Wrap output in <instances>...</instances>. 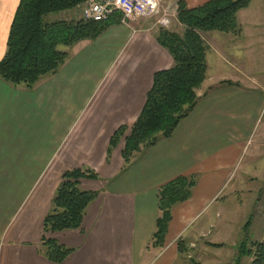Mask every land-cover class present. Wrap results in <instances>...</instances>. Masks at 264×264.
Masks as SVG:
<instances>
[{"label": "crops", "instance_id": "0c3cea01", "mask_svg": "<svg viewBox=\"0 0 264 264\" xmlns=\"http://www.w3.org/2000/svg\"><path fill=\"white\" fill-rule=\"evenodd\" d=\"M19 1L0 0V60ZM178 1L194 9L211 0H161L174 9ZM258 10L264 0H250L236 14L239 32L216 35L223 47L211 69L206 56L195 108L170 138L135 154L127 167L124 141L108 155L109 140L135 122L154 73L173 65L156 41L154 20L113 24L98 39L70 47L59 71L31 89L0 78V264H53L42 254V223L62 173L71 169L94 171L98 178L80 180L79 188L98 196L79 229L46 235L73 250L60 264H216L241 213L264 209V16ZM202 40L208 48L204 34ZM180 176H193L196 185L172 208L164 246L153 247L157 190Z\"/></svg>", "mask_w": 264, "mask_h": 264}, {"label": "trees", "instance_id": "16d2710c", "mask_svg": "<svg viewBox=\"0 0 264 264\" xmlns=\"http://www.w3.org/2000/svg\"><path fill=\"white\" fill-rule=\"evenodd\" d=\"M86 0H20L6 42V51L0 60V78L14 86L33 88L42 78L55 75L68 59L70 48L83 41L98 39L119 18L93 22L84 19L63 20L56 16L76 9ZM250 0H211L197 8L189 9L183 1L176 3V17L182 34L159 29L156 41L173 60V65L153 75L152 85L135 122L129 127H119L109 140L108 155L120 140L124 167L129 166L135 154L153 146L160 139L172 136L179 123L195 108L196 90L206 79L207 46L201 34L239 32L236 14L246 9ZM53 19H50L52 18ZM90 169L66 170L55 190L51 208L42 223V254L53 264H60L72 253L47 234L80 228L88 205L96 199L97 192L79 188L82 179L96 180ZM196 180L177 177L157 190L158 218L151 245L162 248L172 217V208L187 201ZM182 252L181 247H179ZM250 258L249 264H264V242L251 247L241 243L236 260Z\"/></svg>", "mask_w": 264, "mask_h": 264}, {"label": "rangeland", "instance_id": "374dc122", "mask_svg": "<svg viewBox=\"0 0 264 264\" xmlns=\"http://www.w3.org/2000/svg\"><path fill=\"white\" fill-rule=\"evenodd\" d=\"M257 14L258 16H264V11L258 10ZM261 18H264V17H261ZM50 19H53V18H50ZM57 19L80 20L81 18L79 17L78 13L73 10L71 12L58 15ZM152 20H154V23L156 22V19H152ZM176 22H178L177 17L172 19L168 28H162L159 25H156V26H158L161 29L175 32L177 34H182V32L178 29ZM204 35L206 37L207 43L209 44V47L207 48L206 56H207V62L211 69L213 66H216V63H217L216 62L217 56L215 55V52L217 54V50H218L217 47L219 46L223 47L221 40L216 38V35H220V38L229 37V36H225L226 34L219 33V32H210ZM201 37H202V34H201ZM60 49L68 53L71 50V48H67L63 46H61ZM220 57L224 58V60L229 63L234 62V60L231 59V57H226L223 54H220ZM239 59H240V63L245 64V60H244V56L242 52H240ZM256 210H257L256 212L252 213L253 210L250 209L246 217H244V213L243 214L241 213V215L239 216V223L238 224L233 223L231 225V229H232L231 234L228 237H225L223 239L224 240L223 245L221 246V249L218 252L219 256L217 258L216 264H232L230 259L232 258L233 253L236 252L235 247L238 245L239 240L241 241V243L246 244L247 247H251V244L255 242L257 243L264 242V209H262L261 205H259ZM247 221H250V222L248 223V225L246 224V226L243 227L244 226L243 224H245V222L247 223ZM211 252L212 251H208V253L205 255L206 258H208L209 260L211 258ZM248 260H249L248 258H244L242 260V264L249 263L250 261Z\"/></svg>", "mask_w": 264, "mask_h": 264}, {"label": "built area", "instance_id": "2783aa9c", "mask_svg": "<svg viewBox=\"0 0 264 264\" xmlns=\"http://www.w3.org/2000/svg\"><path fill=\"white\" fill-rule=\"evenodd\" d=\"M74 11L81 19L93 22L118 17L123 25L140 19H156V25L162 28H168L176 17V9L162 6L161 0H86Z\"/></svg>", "mask_w": 264, "mask_h": 264}]
</instances>
